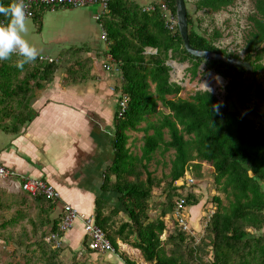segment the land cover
I'll list each match as a JSON object with an SVG mask.
<instances>
[{
    "label": "trees",
    "instance_id": "trees-1",
    "mask_svg": "<svg viewBox=\"0 0 264 264\" xmlns=\"http://www.w3.org/2000/svg\"><path fill=\"white\" fill-rule=\"evenodd\" d=\"M185 1L188 5V0ZM236 1L197 0L195 9L217 12ZM3 3L10 4L11 0ZM47 10L50 9L35 10L39 27L42 13ZM166 10L176 19L175 0H156L149 6L136 0H110L108 12L100 20L108 35L109 52L120 67L121 82L117 90L127 101L122 117L116 116L114 161L105 173L103 190L118 195L127 218L117 226L114 216L118 211L111 217L105 216L104 208L97 203L96 223L116 252L120 240L139 249L150 264H264V126L244 118L232 101V93L245 78L246 71L190 55L178 25L170 28L167 24ZM187 11L189 39L194 48L220 52L252 64L255 82L241 93V99L245 107L264 115V86L257 77L264 73V0L255 1L243 58L217 47L215 38L220 33L212 36L202 33ZM7 19L0 13V23H6ZM20 59L23 57L12 54L0 60V125L5 126L4 118L11 114L14 131L30 118L25 111L28 112L34 86L44 87L59 70L56 61L50 63L38 58L18 67ZM169 61L189 63L192 78L206 64L207 73L213 71L225 80V101L222 103L210 90L196 91L190 99L181 98L183 87L172 81ZM153 116L158 119L151 120ZM131 132L144 133L141 155L131 151ZM157 150L163 153L173 150L174 158L166 176L170 179L168 189L157 205L159 215L151 218V198L160 182H156L149 164ZM205 168L214 172L215 183L220 186L217 190L226 194L228 205L220 197L214 198L216 210L198 244L178 227L162 241L161 236L167 230L163 217L174 212L178 197H184L190 207L200 204L193 191L183 193L188 185L183 178L191 173L196 179L202 178ZM144 174L146 178L142 179ZM29 197L45 215L41 219L51 226V232L58 230L60 223L52 221L49 214L55 203L42 196ZM46 245L52 251L45 264H55L61 248ZM120 258L125 264H136L123 254Z\"/></svg>",
    "mask_w": 264,
    "mask_h": 264
},
{
    "label": "crops",
    "instance_id": "crops-1",
    "mask_svg": "<svg viewBox=\"0 0 264 264\" xmlns=\"http://www.w3.org/2000/svg\"><path fill=\"white\" fill-rule=\"evenodd\" d=\"M136 1L149 6L156 0ZM48 12L43 16L45 23L40 24L41 32L37 31L39 25L33 18L28 20L29 31L24 35L38 49L36 58L54 59L59 70L44 87L37 88L32 84L28 112L23 110L30 118L18 126V131L12 130L14 117L11 114L4 118L5 126L0 125V163L19 175L44 180L60 193V200L49 213L57 225L64 204H70L84 215H93L95 219L97 203L104 208L105 216L111 217L117 211L119 215L124 208L120 206L118 195L103 190L105 173L114 161L115 122L120 97L117 88L121 77L120 73L104 67L111 54L108 35L107 40L102 39L104 29L96 19L102 8L93 5ZM52 13L57 20L50 18ZM170 63L174 67L189 64ZM81 78L87 79L82 81ZM1 185L11 200L4 199L0 192V242L9 244L10 241L33 238L36 222L43 225V229L37 231L45 235L47 230L42 219L46 217L38 208L35 210L29 195L10 192ZM203 206L200 202L197 206L187 207L189 227L195 225ZM172 215H166L163 220L166 226L172 222L178 227ZM86 240L82 222H76L63 234V246L75 251H83ZM118 245L131 257L129 260L136 264H150L139 249L120 240ZM119 249L116 253L91 254L116 256L114 261L119 260L117 264H125Z\"/></svg>",
    "mask_w": 264,
    "mask_h": 264
},
{
    "label": "rangeland",
    "instance_id": "rangeland-1",
    "mask_svg": "<svg viewBox=\"0 0 264 264\" xmlns=\"http://www.w3.org/2000/svg\"><path fill=\"white\" fill-rule=\"evenodd\" d=\"M196 1L197 0H188L187 7L193 15L197 29L199 28L202 33H208L210 36H212L215 32H219L220 37L215 38V45L221 49L227 50L228 52L239 54L240 57L243 58L245 39L251 29L252 23L250 21V17L255 12L256 0H237L232 6L217 12H207L203 10L196 11ZM138 2L141 4L145 3L143 1ZM48 11L49 10L43 13L41 24L45 23L43 22V16L46 12L49 14ZM50 18H53L55 21L58 17L55 15V13H52ZM36 29L39 32L42 31V27L38 26ZM189 66V64L181 65V67L175 65L176 72H172V81L179 83L183 87V90L179 96L183 99H190L196 91L210 90L211 92L218 95L219 99L223 103L225 101V80L213 71H208L207 73V67L204 63L200 67L198 76L196 78H192L190 72L188 71ZM257 77L259 82L264 86V73L260 72ZM161 108L164 109L163 107ZM262 111L264 112L263 107ZM164 112L168 113V110L164 109ZM157 119L158 118L155 116L151 118V120ZM131 136L132 137L129 141L131 151L136 155H141L144 144V133L131 132ZM166 139H169L167 132ZM173 158V150L167 151L165 153H163L162 150H157L149 164V170L152 172L156 182H160L159 185H156L153 190V196L151 198V204L153 205V208L150 212L151 218H156L159 215V207L157 205L158 202L164 199L165 191L168 189V183L170 179L166 176L170 173ZM145 178L146 175L144 174L142 179ZM183 179H185L186 184H188L187 188L183 190V193L193 191L197 194L196 197L201 202V204H204L202 212H199L197 222H194V226L192 224L190 225V232H186L187 236L189 238H194V243L198 244L200 239L203 237L204 229L208 223V220L216 210L214 198L220 197L224 205H228V198L226 197V194L217 190V187L219 188L220 186H217L215 183L214 172L212 173V170L208 168H205V173L203 174L202 178L196 179L194 173H191V175H188ZM4 190V187L0 184V192L3 194L2 197L4 199L6 197V199L11 200L9 194L7 195L6 193L5 195ZM14 196L16 197L17 195ZM30 201L34 202L32 198H30ZM34 208L37 210V205L35 202ZM126 218L127 215L124 213V211L121 214L114 216V221L116 222L115 225L119 226L121 221L126 220ZM36 224L37 226H33V238L20 241L14 240L13 242L10 241L9 244L0 242V264H45V259L50 256L52 248L46 245L43 239L45 235L50 232L49 229L51 226L45 224L47 232L45 235H41L37 229H43V225H38L37 222ZM172 225V222H170V225L167 226V230L161 236L162 241H166L170 234H173L176 227L174 225L172 227ZM25 228L27 229V227ZM35 228L37 234L35 233ZM31 229L32 227L29 228V230ZM130 246L133 247V245ZM60 248L61 250L59 255L54 259L55 264H117L119 261H114L116 256L109 257L107 255H92L89 254L87 250L84 251V249L80 252L75 251L63 246V243ZM119 248V253H122L129 259L131 258L126 254L124 249L123 251L121 247ZM81 252L83 253L80 254Z\"/></svg>",
    "mask_w": 264,
    "mask_h": 264
},
{
    "label": "built area",
    "instance_id": "built-area-1",
    "mask_svg": "<svg viewBox=\"0 0 264 264\" xmlns=\"http://www.w3.org/2000/svg\"><path fill=\"white\" fill-rule=\"evenodd\" d=\"M109 1L110 0H25L27 5L26 12L29 14L28 20L35 17V10L40 7H46L51 10L58 8H84L93 5H100L102 12L96 16V19L99 21L101 20L102 16L108 12ZM165 17L167 18V24L170 28H173L177 24V20L174 19L168 10H166ZM1 23L5 22L2 21ZM102 39L107 40V33L104 30L102 33ZM153 53H156V51ZM47 61L52 63L55 60L49 58ZM168 64L172 67V72H176V67L172 66L170 61ZM104 67L107 70L120 73L119 64L112 58V56H110L109 63H106ZM112 89L114 90V88ZM126 107V98L120 97L117 111L118 118L122 117ZM1 183L10 192H24L25 194H28L32 197L42 196L53 203L58 202L61 197L60 193L46 181L31 179L29 177L19 175L18 173L7 169L0 163V184ZM187 207L188 205L185 198L178 197L176 199V206L172 216H174L176 219L177 226L180 229L189 232L190 227L188 224L189 215L187 214ZM76 222H82L87 236L84 251L91 250L97 253H116L114 246L107 237V234L99 225H97L95 216L84 215L70 204L63 205V212L58 230L48 233L44 237V241L48 244H52L54 248H60L63 243V234L70 230ZM82 253L83 252L80 254Z\"/></svg>",
    "mask_w": 264,
    "mask_h": 264
},
{
    "label": "water",
    "instance_id": "water-1",
    "mask_svg": "<svg viewBox=\"0 0 264 264\" xmlns=\"http://www.w3.org/2000/svg\"><path fill=\"white\" fill-rule=\"evenodd\" d=\"M176 6V20L179 32L182 36L184 46L187 52L195 57L209 61H220L228 64L229 66L242 68L246 71V76L240 85L232 93V101L236 110H238L244 118L254 121L264 126V115L257 114L256 112L248 109L243 104L241 93L251 87L255 82V73L252 64L239 58H235L220 52L210 50H200L192 46L189 39V26H188V9L185 0H175Z\"/></svg>",
    "mask_w": 264,
    "mask_h": 264
},
{
    "label": "clouds",
    "instance_id": "clouds-1",
    "mask_svg": "<svg viewBox=\"0 0 264 264\" xmlns=\"http://www.w3.org/2000/svg\"><path fill=\"white\" fill-rule=\"evenodd\" d=\"M26 7L25 0H11L7 5L0 0V13L8 18L6 23H0V60L17 53L23 57L17 61L18 67H23L24 63L34 60L39 54L24 35L29 31Z\"/></svg>",
    "mask_w": 264,
    "mask_h": 264
}]
</instances>
